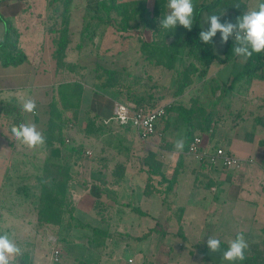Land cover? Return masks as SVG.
Returning a JSON list of instances; mask_svg holds the SVG:
<instances>
[{"label": "rangeland", "instance_id": "1", "mask_svg": "<svg viewBox=\"0 0 264 264\" xmlns=\"http://www.w3.org/2000/svg\"><path fill=\"white\" fill-rule=\"evenodd\" d=\"M215 1L217 2L213 8L202 12V30L210 27L208 18L212 14L220 15L221 22L228 20L235 23L245 12L258 9L259 4L264 2V0H193L194 12L199 5ZM167 4L168 0L0 1V13L6 21L0 20V41L4 40L10 49L14 44L18 50L29 48L30 55L35 57L34 50L36 52V48L41 46L43 53L41 67L47 70L49 68L56 70L57 67V76L51 80L65 82L60 88V93H57V89L53 91V86L35 93L34 113L24 112L20 107L22 104L0 101V185L11 187L10 193L4 191L2 193L4 199H0V232L26 233L30 238L28 247H35L36 242L45 244L46 235L58 237L65 254L71 260L76 255L82 256L84 253L92 252L95 246L88 241L91 228L83 227L81 223L73 220L75 209L73 193L69 186L95 185V179L93 172L87 174L80 172L78 162L88 157L96 159L94 153L100 151L101 143L106 147L107 161L116 164L129 161L134 153L132 148L134 149L136 145L131 146V143L125 142L128 135H133L132 130L121 129L116 124L106 125L97 117L88 126L91 135L86 134V137L88 136L90 143L83 142V139L78 140L76 136L83 138V133L77 135L75 131L77 132L82 122H78L75 108H88L87 103H91L89 102L91 96L113 95L118 100L131 102H135L134 98H144L142 105L150 108L165 107L167 118L163 121L167 125L163 128L159 125L154 135L162 140V133L168 134L173 140L172 145L177 139L185 138V153L190 139L196 134L203 137L205 145L209 148L220 146L224 148L216 135L220 136L226 132V129H222L224 127L222 122L232 116L235 118V125L240 120H246V126L249 125L251 128L253 121L256 131L259 129L264 135V70L257 77L249 79L246 77L230 86L233 76L243 69L246 60L241 57L235 56L226 65L214 63L207 71L201 72L202 64L195 56L188 57L185 49L181 59L186 63L184 62L182 67L172 68L175 71L168 72L172 77L169 75L164 77L159 73L154 76L149 74L152 68H149L151 66L147 68L144 62L148 61L147 65H155L157 59L155 55L148 56L150 51L170 43L175 34L187 31L180 25L172 30L160 27V19L169 12ZM6 24L10 28L7 34ZM215 41V50L222 55L226 44H220L219 32ZM31 46L34 48L32 51ZM2 52L5 54L7 49H0V56ZM189 63H194L198 71L190 66L189 70L192 73L184 77ZM193 78L195 91L191 90ZM184 81L185 86L182 85ZM164 84H168L170 92L166 91ZM180 85L182 91L176 94ZM58 115H61V119H58ZM22 123H34L45 137V143L30 149L17 141L11 133V128ZM119 135L123 136L124 140H119ZM59 138H63L66 145H61ZM76 141L83 143L78 146ZM166 146L171 145L163 140L159 149L166 150ZM261 146L263 150L264 139L261 140ZM71 147L75 149L72 150ZM55 148L61 150L58 157L53 152ZM86 150H91L93 154L86 155ZM158 152L159 156H162L161 150ZM141 157L140 160H145L143 156ZM239 158L243 161L239 168H235L236 170L241 169L245 163V159ZM257 159L264 166V160ZM191 163L195 165V158L192 157L189 163L193 171L189 170L183 179L186 186L183 185L181 188L184 192L194 191L192 187L187 190L188 185L195 186V167L193 168ZM200 163L207 167L206 162ZM55 164L65 171L70 168L71 180L66 190L62 222L47 225L38 218L41 194L43 187L46 186L42 185L41 181L42 178L45 183L51 181L47 172L56 171ZM209 170L206 172L217 175L220 173L219 169L213 167ZM145 175L143 173V176ZM119 176L121 178V175L115 174L113 180ZM61 177L63 179L65 175L61 174ZM72 181L76 183H71ZM217 182L219 178L216 179ZM174 183L171 182L170 185H176ZM188 204L192 205V201L190 200ZM181 208L182 206L178 213L183 211L185 214L187 210H191L190 206H184L183 210ZM4 218H8L7 223H3ZM149 221L141 218V229L144 230ZM172 226V231L178 230L177 225ZM11 239L15 243H21L14 237ZM115 239L116 236L114 238L112 236L107 240L106 246L109 251L115 248L119 250L116 252L118 259L112 264H125L124 261H127L130 255L135 258L137 264L141 262L143 256L140 252L136 253L130 246L123 248L124 239ZM22 243L21 246H26ZM40 248L43 249V244Z\"/></svg>", "mask_w": 264, "mask_h": 264}, {"label": "crops", "instance_id": "2", "mask_svg": "<svg viewBox=\"0 0 264 264\" xmlns=\"http://www.w3.org/2000/svg\"><path fill=\"white\" fill-rule=\"evenodd\" d=\"M36 46L35 44L34 47ZM20 49L27 56V60L20 64L5 66L0 57V101L22 104L27 98L33 99L40 89L52 86L53 91L57 89V93H60V88L65 82L51 80L57 76V67L56 70L41 67L42 47L38 46L36 52L33 47L30 49L34 50L36 57L30 55L29 48ZM184 62L178 59L175 67H182ZM144 64L147 68L151 66L149 68H152V72L149 74L153 76L159 73L164 77H172L168 72L175 71L165 65H147L148 61ZM194 79L191 90L195 91ZM164 85L166 91L170 92L168 84ZM89 102L91 103H87L88 108H75V116L77 115L79 123L82 122L75 133H83V138L76 137L78 140L83 139L85 143H90L86 134L91 135L88 126L96 117L106 124L104 121L113 114L116 102L137 104L118 100L113 95L91 96ZM82 103L84 104V101ZM166 118L167 110L158 127L167 125L163 121ZM222 123V129H226V132L220 136L216 135V138L221 141L226 151L245 159V163L239 170L233 167L216 168L220 171L218 175L206 172L211 166L207 164L205 167L204 163H200L188 150L186 153L184 150L177 153L168 134L162 133V140L155 135L148 140H142L132 130L133 135H128L125 142L131 143V146L136 145L132 148L134 153L129 161L117 164L106 160V147L101 143L100 151L94 153L96 159L83 158L77 165L82 173L93 172L95 185L69 186L73 193L75 209L73 220L81 223L83 227L91 228L88 241L95 246L92 252L82 256L76 255L71 260L65 254L58 237L46 235L45 244L36 242L35 247H28L30 238L26 233L5 232L10 238L14 237L16 241L23 242L22 245H26L21 246L20 242H16L21 248V254L16 257L15 264H55L51 258L54 246L52 239L56 240L62 249L64 264H112L118 259L116 252L119 251L117 248L110 251L106 249L107 240L112 236H116L115 240L124 239L123 248L130 246L136 253L140 252L143 258L138 264H228L222 259L221 252L210 253L207 239L217 238L228 248L239 233H243L247 243L250 242L245 250V259L239 263L236 261L235 264H264V185H261L264 183V166L257 159L264 160V149L262 150L261 146L264 135L259 129L256 131L253 121L251 128L246 126V120H240L235 125L234 116ZM108 124H116L124 129L113 121ZM120 139L124 140V137L119 135ZM163 140L171 145L166 146V150L159 149ZM82 141H76V144L79 146ZM158 150H161L162 156H159ZM91 153L93 154L92 151ZM141 156L145 160H140ZM192 157L195 158V165L191 163L193 168L195 167V186L188 185L187 190L192 187L194 191L184 192L181 187L186 186L183 183L185 174L187 175L189 170L193 171L189 167ZM143 173L146 175L143 176ZM115 174L121 175V178L119 176L113 180ZM217 178L219 182L216 183ZM107 182L109 183L106 185ZM171 182L176 185H170ZM10 188V185H0V199H4V191L10 193ZM190 200L192 205L188 204ZM180 206H190L191 210H187L185 214L183 211L178 213ZM141 218L150 220L144 230L141 229ZM7 219L4 218L3 223H7ZM171 225H177L178 230L172 231ZM42 244L43 249L40 248ZM129 259L133 262H129ZM124 262L137 264L131 255Z\"/></svg>", "mask_w": 264, "mask_h": 264}, {"label": "clouds", "instance_id": "3", "mask_svg": "<svg viewBox=\"0 0 264 264\" xmlns=\"http://www.w3.org/2000/svg\"><path fill=\"white\" fill-rule=\"evenodd\" d=\"M169 12L160 19V27L165 30H172L177 25L191 30L193 26L194 5L193 0H168ZM210 27L202 30L199 34L200 40L205 44H210L217 32L220 33V44L224 45L233 38L235 47L233 52L236 56L247 60L253 53L264 51V2L260 3L258 9L245 12L233 23L225 20L221 22V16L212 14L208 18ZM22 110L27 113H34L36 102L27 98L22 103ZM11 133L14 138L27 146L35 148L45 143V137L39 132L34 123H22L13 125ZM186 146L185 138L181 137L174 143L177 153H182ZM207 247L210 253L221 252V242L217 238L208 237ZM248 243L243 233L237 234L226 250L222 252V259L228 264H235L236 261L245 259V250ZM21 254V248L15 243L7 233L0 234V264H15L16 257Z\"/></svg>", "mask_w": 264, "mask_h": 264}, {"label": "trees", "instance_id": "4", "mask_svg": "<svg viewBox=\"0 0 264 264\" xmlns=\"http://www.w3.org/2000/svg\"><path fill=\"white\" fill-rule=\"evenodd\" d=\"M216 2L217 1L211 4L199 5L194 12L193 26L191 30L190 31L187 30L184 32L182 31L180 33L175 34L170 43L164 44L163 46L162 45L158 46L154 49L152 48L153 50L150 51L151 53L148 56L151 57L155 55L157 58L156 64L165 65L168 68L172 69L175 67L176 61H178V59H181V56L184 55L185 53V49H187L186 55L188 57L195 56V58H197L198 61L202 64L203 69L202 70L199 69L201 72L207 71V69H209L214 63H220L222 65H226L231 59L235 58L236 55L233 52V49L236 46L234 39L229 38V41L226 43L223 55H219L215 50L216 36L213 37V41L210 44L203 43L199 38V34L202 31V26H201L202 12L209 11L211 8L214 7ZM102 4L105 5L103 2ZM0 20L6 22L1 13H0ZM9 30L10 28L6 24L5 25L6 34L9 33ZM8 47L9 45L6 44L4 40L0 41V49L5 48L6 50ZM156 54H159L160 56ZM1 56L0 57L2 58L3 64L5 66L17 65L27 60L26 54L21 50H18L15 44L13 45L12 49L7 50L5 54L2 52ZM190 66L191 68L193 67L195 71H198L197 70L198 68L195 66L194 63H189V65L186 67L187 70H185L184 72V77H188V75L192 73L189 70ZM263 70H264V51L260 53H253L252 57L245 61L243 69L233 76L230 86L231 87L234 86V84L237 81L242 80L243 78L247 77L249 79L254 76L257 77ZM182 85L184 86L186 85L185 81L182 83ZM182 85L179 86V91H176V94H180V92L182 91L181 89ZM134 100L137 103V105H142V101L144 100V98H134ZM58 119H61V115H58ZM59 126L60 129H62V126L61 125ZM191 140L192 139H190V141ZM58 141L60 142L61 145H66L65 143L66 141L63 138H59ZM188 145H187V149H188ZM70 149L74 150L75 148L71 147ZM215 149L216 148H212L211 150L213 151ZM53 152L57 157L61 154V150L57 148L53 149ZM55 166L57 169L56 171L50 170L49 172H47V176L51 178V181L45 183V180H43V178L41 181L42 185H46V186L43 187V191L41 194L42 197L40 200L41 203H40L38 218L41 222L47 225H57L62 222V215L64 212L63 206L65 205L66 202L65 201V197L67 194L66 190H67L68 182H70L71 180L70 168H68L65 171L64 169L61 168V166L57 164H55ZM61 174H64L65 178L62 179ZM60 193H62V195ZM226 249L227 247L221 243V253ZM237 262L239 263L240 261Z\"/></svg>", "mask_w": 264, "mask_h": 264}, {"label": "built area", "instance_id": "5", "mask_svg": "<svg viewBox=\"0 0 264 264\" xmlns=\"http://www.w3.org/2000/svg\"><path fill=\"white\" fill-rule=\"evenodd\" d=\"M166 116V108L158 106L150 108L145 105H137L130 102H116L113 114L106 119V124L115 122L125 129L134 130L138 137L142 140H148L158 129V123ZM188 152L199 159L206 162L214 168H239L242 159L236 157L225 148L219 147L215 150L207 148L201 135H195L188 145ZM91 154V150H86V155ZM54 241L51 258L55 264H64L62 260V249ZM129 262H133L129 259Z\"/></svg>", "mask_w": 264, "mask_h": 264}]
</instances>
